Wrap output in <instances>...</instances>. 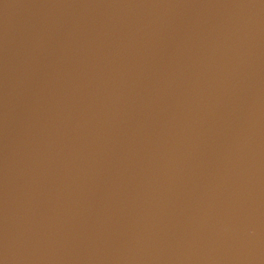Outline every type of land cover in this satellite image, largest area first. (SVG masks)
<instances>
[{"label": "water", "instance_id": "water-1", "mask_svg": "<svg viewBox=\"0 0 264 264\" xmlns=\"http://www.w3.org/2000/svg\"><path fill=\"white\" fill-rule=\"evenodd\" d=\"M3 264H264V0H0Z\"/></svg>", "mask_w": 264, "mask_h": 264}, {"label": "snow or ice", "instance_id": "snow-or-ice-1", "mask_svg": "<svg viewBox=\"0 0 264 264\" xmlns=\"http://www.w3.org/2000/svg\"><path fill=\"white\" fill-rule=\"evenodd\" d=\"M0 264H3V262H2V261H0Z\"/></svg>", "mask_w": 264, "mask_h": 264}]
</instances>
